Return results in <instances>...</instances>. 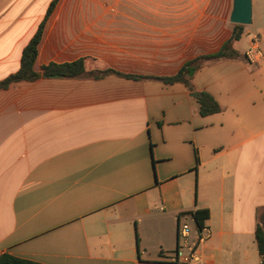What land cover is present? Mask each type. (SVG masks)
<instances>
[{
	"label": "crops",
	"instance_id": "obj_1",
	"mask_svg": "<svg viewBox=\"0 0 264 264\" xmlns=\"http://www.w3.org/2000/svg\"><path fill=\"white\" fill-rule=\"evenodd\" d=\"M52 1L0 0V81L17 71ZM231 6L58 0L33 70L83 59L86 72L120 75L40 76L0 89V255L39 264H260L264 0H252L233 57L204 62L190 89L159 79L221 48ZM193 92L220 111L201 115ZM195 209L209 218L184 242L181 225L194 223L179 215ZM183 244L194 258L174 257Z\"/></svg>",
	"mask_w": 264,
	"mask_h": 264
},
{
	"label": "trees",
	"instance_id": "obj_2",
	"mask_svg": "<svg viewBox=\"0 0 264 264\" xmlns=\"http://www.w3.org/2000/svg\"><path fill=\"white\" fill-rule=\"evenodd\" d=\"M58 0H53L46 12L45 15L37 26L34 35L28 41V43L23 47L19 60V67L16 72L10 74L0 81V89H6L9 85L17 82H30L34 81L40 76L50 77L53 75H61L64 77H77L82 75H91L98 77L101 74L105 73H115L120 75L117 72L105 70L97 72H86L84 69L83 59H78L73 62L64 63V64H54L50 63L44 65L40 68V71L36 72L33 70V65L37 57V47L41 39L42 31L44 24L48 16L53 11ZM244 26L233 24L230 37L222 44L221 48L213 54L210 55H201L197 56L194 59L184 63L181 68L177 71L176 74L159 78L160 81L166 84L171 83H182L190 89L189 80L191 75L195 70H197L204 62L217 61L224 58H231L234 56V51L232 50V44L238 41L243 34ZM132 78L144 79L146 77H134L126 76ZM199 113L201 115L214 114L220 111L219 105L215 100L206 93H200L196 98ZM181 215H188L194 223V227L197 233H201L205 227V222L209 218V212L207 209H195L188 213H183ZM257 221L254 230V239L257 247V252L260 258V264H264V208L257 211ZM0 264H39L28 260L18 259L9 254L3 253L0 255Z\"/></svg>",
	"mask_w": 264,
	"mask_h": 264
},
{
	"label": "water",
	"instance_id": "obj_3",
	"mask_svg": "<svg viewBox=\"0 0 264 264\" xmlns=\"http://www.w3.org/2000/svg\"><path fill=\"white\" fill-rule=\"evenodd\" d=\"M252 0H232V6L229 13V22L232 24L248 26L252 21ZM60 75H53L57 77ZM192 96H198L193 92Z\"/></svg>",
	"mask_w": 264,
	"mask_h": 264
},
{
	"label": "built area",
	"instance_id": "obj_4",
	"mask_svg": "<svg viewBox=\"0 0 264 264\" xmlns=\"http://www.w3.org/2000/svg\"><path fill=\"white\" fill-rule=\"evenodd\" d=\"M257 53V50L256 48H251L247 53H246V56L247 57H252L253 54ZM187 232H188V229L186 228H183L181 230H179L178 232V236L179 238L183 239V241L186 239V236H187ZM202 237V236H201ZM201 237H199V240H201ZM185 242V241H184ZM174 257L179 259V258H184L186 260H189V259H192L194 258V251L193 249L191 248H188V254L184 257V253L183 251L180 250V248H177L176 251L174 252Z\"/></svg>",
	"mask_w": 264,
	"mask_h": 264
},
{
	"label": "rangeland",
	"instance_id": "obj_5",
	"mask_svg": "<svg viewBox=\"0 0 264 264\" xmlns=\"http://www.w3.org/2000/svg\"><path fill=\"white\" fill-rule=\"evenodd\" d=\"M181 228H182V229H183V228H187V229L190 231L191 236L194 235V234L196 233V230H195L194 224H192V223L189 222V221L186 222L185 224L183 223V224L181 225ZM179 248H180L181 251H183V253L186 252V250H187V249L185 248L184 244L181 245Z\"/></svg>",
	"mask_w": 264,
	"mask_h": 264
}]
</instances>
